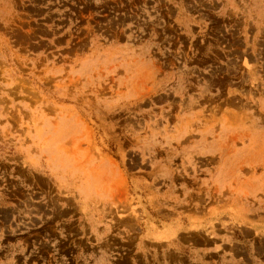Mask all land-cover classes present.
<instances>
[{
  "label": "rangeland",
  "instance_id": "374dc122",
  "mask_svg": "<svg viewBox=\"0 0 264 264\" xmlns=\"http://www.w3.org/2000/svg\"><path fill=\"white\" fill-rule=\"evenodd\" d=\"M246 142L264 0H0V264H189Z\"/></svg>",
  "mask_w": 264,
  "mask_h": 264
},
{
  "label": "crops",
  "instance_id": "0c3cea01",
  "mask_svg": "<svg viewBox=\"0 0 264 264\" xmlns=\"http://www.w3.org/2000/svg\"><path fill=\"white\" fill-rule=\"evenodd\" d=\"M219 145L205 148L207 161L215 158L204 184L214 189L215 195L210 202L201 203V208L206 205L204 210L198 209L205 215L207 227L202 239L183 251L189 264H264V155L254 157L252 142L227 150ZM193 210L197 211L196 206ZM166 232L159 231V236L175 238L171 228Z\"/></svg>",
  "mask_w": 264,
  "mask_h": 264
}]
</instances>
